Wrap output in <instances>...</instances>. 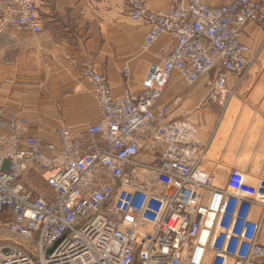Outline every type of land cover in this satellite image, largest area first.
I'll return each mask as SVG.
<instances>
[{"label":"built area","instance_id":"2783aa9c","mask_svg":"<svg viewBox=\"0 0 264 264\" xmlns=\"http://www.w3.org/2000/svg\"><path fill=\"white\" fill-rule=\"evenodd\" d=\"M127 3L148 27L144 50L170 38L138 93L115 95L105 73L73 59L101 115L83 133L66 125L52 138L32 133L21 108L0 107V264H264V162L220 175L208 145L190 137L175 153L179 141L170 149L158 120L175 73L188 85L211 76L197 108L228 105L258 60L241 36L249 22H264V0H172L159 11ZM5 28L42 32L38 0H9ZM122 74L131 78L129 65ZM33 177L50 196L28 185Z\"/></svg>","mask_w":264,"mask_h":264},{"label":"crops","instance_id":"0c3cea01","mask_svg":"<svg viewBox=\"0 0 264 264\" xmlns=\"http://www.w3.org/2000/svg\"><path fill=\"white\" fill-rule=\"evenodd\" d=\"M203 1L218 6L232 0ZM38 4L42 32L13 28L0 32V107L21 108L30 132L45 137L52 138L58 125L90 124L101 118L93 86L73 59L90 61L105 73L115 95L128 89L138 93L156 62L155 53L170 41L163 36L144 50L148 27L131 18L127 0H38ZM146 4L154 11L166 10L172 0H146ZM8 7L9 0H0V17ZM241 38L252 53L259 51V57L225 108L216 102L207 109L197 108L208 94L210 75L188 85L175 73L158 109L166 110L167 131L162 133L170 149L182 139L179 131L184 127L225 167L258 171L264 162V22H249ZM125 65L130 67V79L122 74ZM234 84L230 76L228 87Z\"/></svg>","mask_w":264,"mask_h":264},{"label":"rangeland","instance_id":"374dc122","mask_svg":"<svg viewBox=\"0 0 264 264\" xmlns=\"http://www.w3.org/2000/svg\"><path fill=\"white\" fill-rule=\"evenodd\" d=\"M166 111V110H165ZM168 113V112H167ZM165 114V113H164ZM168 115V114H167ZM165 117H166V114H165ZM161 120L163 122L164 120V115L163 116H160L158 117V120ZM96 123V122H95ZM95 123H90V124H82V125H75V124H65L66 126H68L69 128H71V130L74 132V134L78 135L80 133H83L87 127H89L90 125L92 124H95ZM164 126H165V123H164ZM181 129V128H180ZM179 129V130H180ZM167 130H165L166 132ZM164 132V133H165ZM189 131H188V128H183L182 131H179V134L182 136V139L179 140V142H176V146L173 150V152H177L176 149H179L181 146L185 145L186 141L189 140L190 137H193L194 138V135H190L188 134ZM199 145V144H198ZM199 146H202V144H200ZM187 149V147H186ZM162 151V148L161 146L155 148V153H161ZM175 152V153H176ZM188 155V151L186 153ZM186 154H184L186 156ZM207 155L210 157V158H214L216 160L219 161L218 157H214L212 154L209 153V151L207 150ZM212 156V157H211ZM216 167L218 168V170H220V175H224L225 171L227 172L228 169L225 168V166L223 165H216ZM222 171V172H221ZM28 185L33 188L34 190H36L37 192L43 194V195H47V196H50L51 195V190L50 188L47 186V184L45 183L44 180L40 179L39 177H33L32 179H30L28 181Z\"/></svg>","mask_w":264,"mask_h":264}]
</instances>
